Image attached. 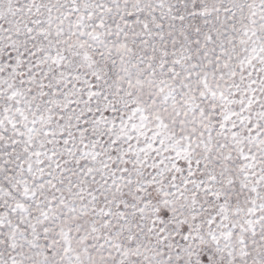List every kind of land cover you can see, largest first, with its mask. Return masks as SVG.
Masks as SVG:
<instances>
[{
  "label": "snow or ice",
  "instance_id": "1",
  "mask_svg": "<svg viewBox=\"0 0 264 264\" xmlns=\"http://www.w3.org/2000/svg\"><path fill=\"white\" fill-rule=\"evenodd\" d=\"M0 264H264V0H0Z\"/></svg>",
  "mask_w": 264,
  "mask_h": 264
}]
</instances>
